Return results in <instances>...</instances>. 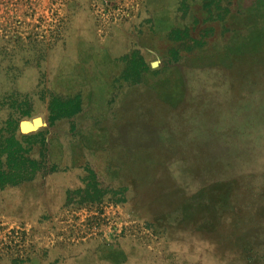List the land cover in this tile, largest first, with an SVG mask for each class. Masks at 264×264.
I'll return each mask as SVG.
<instances>
[{
  "label": "rangeland",
  "instance_id": "1",
  "mask_svg": "<svg viewBox=\"0 0 264 264\" xmlns=\"http://www.w3.org/2000/svg\"><path fill=\"white\" fill-rule=\"evenodd\" d=\"M6 123L0 264H264V0H0Z\"/></svg>",
  "mask_w": 264,
  "mask_h": 264
},
{
  "label": "trees",
  "instance_id": "2",
  "mask_svg": "<svg viewBox=\"0 0 264 264\" xmlns=\"http://www.w3.org/2000/svg\"><path fill=\"white\" fill-rule=\"evenodd\" d=\"M140 59V58H139ZM132 63V60H131ZM133 65V64H132ZM129 68L125 79L129 77L132 83H137L140 79L141 72L146 71V67L138 69L134 66ZM50 102L47 110L50 118H69L80 110V101L77 96L68 98L64 102L58 103L56 106ZM7 131L5 136L0 135V190L5 186H14L21 182L32 181L40 170L41 164L35 159L28 156V148L24 147L26 143L34 139L35 135L23 136L17 138L13 132L14 126L12 123H6ZM87 177L84 181L85 187L82 190H76L73 194H82L80 202L100 201L105 195V192L96 188L95 177L91 171L87 172ZM124 190L119 189L112 192L111 196L122 194ZM114 195V196H113ZM124 198L121 196L116 201L123 202Z\"/></svg>",
  "mask_w": 264,
  "mask_h": 264
},
{
  "label": "water",
  "instance_id": "3",
  "mask_svg": "<svg viewBox=\"0 0 264 264\" xmlns=\"http://www.w3.org/2000/svg\"><path fill=\"white\" fill-rule=\"evenodd\" d=\"M41 125V122L38 118L31 120V128L32 130L37 129Z\"/></svg>",
  "mask_w": 264,
  "mask_h": 264
}]
</instances>
